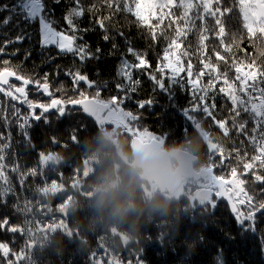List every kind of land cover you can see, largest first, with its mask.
Masks as SVG:
<instances>
[{
  "label": "trees",
  "instance_id": "obj_1",
  "mask_svg": "<svg viewBox=\"0 0 264 264\" xmlns=\"http://www.w3.org/2000/svg\"><path fill=\"white\" fill-rule=\"evenodd\" d=\"M2 3L10 4L12 0H2ZM82 3L85 8L95 4L98 10L86 11L83 17L76 19L81 30L78 35L83 36V40L77 43H87L92 52L100 48L98 59L81 64L72 54H58L54 46L41 48L35 26L26 29L28 38L8 45L5 54L0 55V70L9 66L19 75L39 80L41 84L47 76L51 95L41 93L36 85L29 84L25 88L27 100L50 104L52 99L79 98V92L93 97L97 87L100 89V100L123 97L125 93L119 91L116 85L126 82L117 75V71L122 56L135 62V58L127 53L131 44L146 56L151 65L133 72V79L139 80V84L135 86V92H127V98L122 103L125 110L141 116L139 123L132 122L134 129L160 136L167 150L183 149L195 154L199 158L198 169L211 170L213 166V174L224 175L226 181L236 183L230 176V169L237 167L238 178L248 181L240 185L241 188L256 200L264 199V184H253L251 172L241 175L243 164L251 162V155L255 153L245 136L231 128V121L229 134L224 136L211 117L199 111L193 113L202 122L193 128L179 111L190 107L195 97L189 91L185 73L178 77V84H173L167 75L158 70V64L166 63L161 58L166 38L172 35V30L166 27L169 19L166 18L161 26L165 35L154 43L147 26L129 13L118 12L111 20L105 21L109 40L104 41L105 32L95 19L109 16V10L101 5L100 0H82ZM47 4L55 9L52 17L54 26L58 30H67L63 17L72 6V0H61L59 4L47 0ZM228 6L233 10L222 19L225 25L224 44L230 46L229 51L220 46L219 38L214 35V19L206 16L204 21H195L197 28L206 23L210 29L205 41L206 53L196 51L198 33L193 29L186 39L181 38L183 47L179 49V54L187 49L189 55H182L181 59L184 64L191 60L195 69L202 67V59L210 58V62L218 64L222 72L227 71L231 79L235 76L234 62L244 68L255 60L256 66L264 67V39L261 38L264 34L257 31L256 36L250 37L243 27L238 0H222V8ZM172 11L180 14L176 8ZM157 12L159 14V10ZM150 19L152 24L157 23L154 17ZM23 28L24 25H21ZM160 30L157 29L158 34ZM118 32H123L127 39L121 38ZM19 34L20 30L14 25L7 28L0 25V45ZM233 34L240 37L236 43H233ZM113 43L117 45L115 49L112 48ZM214 49L226 57L227 65L217 61ZM4 60H8L9 64L4 65ZM76 69L86 73L96 86L89 88L81 82L78 89L74 88L66 72ZM151 75L163 78L175 96L174 102H170L168 96L158 89L150 79ZM206 78L210 79L207 74ZM209 79L202 82L201 78V86L206 85ZM221 86L222 83H217L215 90L209 89L206 97L209 104L214 100L215 108L210 110L217 120L228 118L231 109L228 98L218 91ZM149 99L154 102L153 108L141 110L137 107L138 103ZM22 101L23 97L13 100L0 93V148L4 149L2 163L9 180L8 185L0 181V190L5 187L11 189L5 198L6 203L0 204V218L10 217L12 223L24 229V235L0 231V242H8L16 252L25 249L30 264H94L93 253L96 254L95 264L103 257L122 264H137V261L140 264H218L220 260L223 264H264V247L259 239L264 237V216L257 214L256 233L241 234L232 207L226 200L215 199L216 208L207 216L206 205L195 199L193 189H187V185L178 190L180 196L176 199H168V195L161 193L151 198L148 195L151 185L143 182L141 172L131 167L132 150L128 135L113 134L112 128L94 122L79 108L70 109V115L60 120L53 112L47 113L50 118L47 124L43 119L36 121L31 119L27 102ZM39 112L36 109V113ZM24 118H29L30 126L22 128L20 124ZM242 118L248 119L247 114H243ZM251 127L249 121L248 128ZM209 136L225 149L226 154L232 153L225 160L224 167L219 166L218 154L209 159ZM52 137L57 138L59 146L52 142ZM234 148H240L241 157L247 152L248 158L236 159ZM40 152L44 153L43 157H39ZM50 155L56 162L43 164V159ZM13 167L17 170L12 171ZM33 169L37 171L36 176L29 174ZM256 171L264 175V169L259 167L258 162ZM109 185L111 190L105 194L104 189ZM241 200L246 201L245 192L236 200V209L246 213V203L241 204ZM16 204L21 206L18 212L14 211ZM57 206L63 207L59 216L54 211ZM46 209L48 216L45 217L43 213ZM60 218L66 219L71 236L53 228ZM0 264H4L2 259ZM19 264H27V261L22 257Z\"/></svg>",
  "mask_w": 264,
  "mask_h": 264
},
{
  "label": "snow or ice",
  "instance_id": "obj_2",
  "mask_svg": "<svg viewBox=\"0 0 264 264\" xmlns=\"http://www.w3.org/2000/svg\"><path fill=\"white\" fill-rule=\"evenodd\" d=\"M61 0H52L53 4H59ZM215 8H213V0H100L102 6H106L110 15L102 18L95 19V23L104 30L103 40L108 41L109 36L107 34L108 27L105 21L111 20V17L118 12H125L133 15L138 22L147 26L149 34L154 43L158 42L160 37L165 35V29L161 26L164 25V20L169 19L167 29L172 30V35L167 37V44L163 50L161 66L158 64V70L163 74L165 69L171 70V82L178 84V77L181 73H185L188 78L189 91L195 101L192 102L190 107L179 109L182 116L185 118L191 127H196L202 124L201 120L197 119L193 113L202 112L204 115L211 117L213 123L218 126L224 136L229 134V122L231 121V128L237 132L243 134L248 142L253 146L254 153L251 155V162L243 164V172L241 175L246 176L249 172L252 173V183L264 184V175L259 174L256 171L257 162L259 167L264 169V67L256 66L255 60L247 64L246 67L236 66L234 62V78H229L227 71H221L218 64L210 62V58L202 59L200 64L202 67L195 74L193 73V64L191 60L187 63V68L183 67L182 55H189L188 50L185 49L182 53L176 54L177 50L183 47V40L186 39L189 32L195 29L198 33L197 52H205L207 45L205 41L208 40L207 33L210 31L206 23L197 28L195 21H204L206 16H210L214 19V35L219 38V43L225 51L230 50L229 45L224 44L223 37L225 36V25L222 19L226 14L232 12V7H223L222 0H214ZM239 12L242 15L244 21L243 27L247 30L250 37H254L259 31L264 34V0H238ZM0 8L3 12L0 13V25L7 28L10 25H14L20 30V34L14 39H7L2 45H0V55L5 54V49L12 43L22 42L28 38L25 34L26 29L31 26H35L37 35L39 37L38 44L41 48L47 49L55 47L58 54H72L83 64L87 60L93 58L98 59L100 48H96L95 52L90 51L87 43H77V41L83 40L82 35H78L81 31L77 23V18H81L85 15V12H93L97 9V5L93 4L88 8H85L82 0H72V6L67 10L63 19L68 26L67 30H58L54 26L53 15L54 8L49 7L47 0H12V3H2L0 0ZM173 8L180 10V14L176 15L172 11ZM167 9V12L164 10ZM159 10V14L157 12ZM195 10V11H194ZM202 10V11H201ZM147 13V15H146ZM150 17H154L157 21L156 24H152ZM21 25L24 28L21 29ZM157 29H161L159 34ZM87 32V29H83ZM121 38L127 39L123 32H118ZM240 37L233 34V43H236ZM264 39V35L261 37ZM117 45L112 44V48L115 49ZM217 61H222L225 65L228 64V60L225 56L221 55L219 51L213 50ZM127 53L135 58V62H130L124 56L121 57V62L118 67L117 75L122 77L126 83L117 84L116 87L119 91L124 92L123 97L113 96L108 101L100 100V89L97 87L96 95L88 97L85 93L79 92V98L52 99L50 104L38 103L27 100L26 86L29 84L36 85L39 89H42L44 93L51 95L49 91V84L47 83V76L44 77V83H40L39 80H33L30 77L19 75L17 71L13 70L9 66H5L0 70V93H4L6 96L11 97L13 100H20L23 97L22 102H27L30 111L31 119L40 121L41 119L47 124L50 122V118L46 115L49 112H53L56 119L60 120L70 115V109L79 107L84 114L94 119V122L103 121L104 119L110 120H129L135 123H139L141 116L134 114L130 110H125L122 107L124 99L127 98V92H135V86L139 84V80L133 79V72L139 69L150 68L151 65L146 56L137 51L131 46L127 47ZM54 59V57H49ZM4 65H8V60L3 61ZM208 75L210 77L206 85L201 86V77ZM66 75L72 79L73 87H79L81 82L85 83L89 88L96 86V82L89 79L86 73H81L79 69L75 71L68 70ZM9 77H14L18 81H22V87H17L15 84L9 82ZM150 79L154 81L158 89L166 94L170 102L175 101V96L170 88H168L163 78L157 79L156 76L151 75ZM222 83L218 91L225 95L231 104L228 118L217 120L212 115L210 109L215 108L214 100L209 104L206 97L208 90H215V85ZM7 86V90L5 87ZM14 90V91H13ZM127 90V91H126ZM197 93H200L197 95ZM19 94V95H16ZM154 102L152 99L143 101L137 104L139 109L145 107L153 108ZM36 109H39V114L36 113ZM243 114H247L248 119H243ZM249 121L252 123L251 129L248 128ZM29 125V118H24L20 127ZM30 126V125H29ZM251 133V134H250ZM27 136V133H25ZM75 140L74 136H71ZM52 142L59 146V142L56 137H52ZM243 143V142H241ZM207 148L209 150V159H212L213 154H218L220 157L219 166H225V160L232 156V153H225V149L218 143L213 142V138L209 136ZM3 148H0V181H3L5 185L9 184V180L5 175V165L2 163L4 160ZM236 153V159L242 160L248 158V153L245 152L244 156H240V148H234ZM44 153L40 152L39 157H43ZM17 169L13 167L12 171ZM211 175L209 177L211 181L212 191L211 193L205 192L200 199L201 205H206L208 209V215H211L216 208V200L213 197H219L222 195V186L225 183L231 184L232 181H226L224 175H214L213 166L211 168ZM32 176H36L37 171L31 170L29 173ZM230 176L236 180L239 185H244L248 181L238 178L237 167H231ZM23 183V179L21 180ZM241 192H245V200H241V204L246 203V213L238 211L235 206L232 207V212L235 214L234 219L239 226L241 234L245 232L256 233V221L257 214L264 216V199L256 200L253 195H248L244 188L239 189ZM11 192L10 187H5L0 190V204L6 203V196ZM255 200V203L253 201ZM20 205H14V211L18 212ZM7 230L11 233H19L24 235V229L18 227L17 224L11 222L10 217L0 218V231ZM203 239V237H200ZM262 247H264V237H259ZM95 264L96 254H92ZM11 257V258H10ZM30 264L26 255L25 249H20L18 252L13 251L8 242H0V259L4 261V264H19L21 258ZM140 264V261H137ZM218 264H223L220 260Z\"/></svg>",
  "mask_w": 264,
  "mask_h": 264
},
{
  "label": "water",
  "instance_id": "obj_3",
  "mask_svg": "<svg viewBox=\"0 0 264 264\" xmlns=\"http://www.w3.org/2000/svg\"><path fill=\"white\" fill-rule=\"evenodd\" d=\"M13 80L14 77H9L10 83ZM40 92H43L42 89H40ZM131 149L132 169L139 170L142 180L145 183L157 186L161 194H174L180 189L183 181H199L211 175L210 170H197L199 158L195 154L183 149L169 151L163 147L161 140L157 138L143 141L141 138L133 136ZM154 159L159 161L158 167L154 170H141L137 167L139 161H151ZM211 191V188L201 189L197 195V200L200 201L201 196L205 192L211 193Z\"/></svg>",
  "mask_w": 264,
  "mask_h": 264
},
{
  "label": "rangeland",
  "instance_id": "obj_4",
  "mask_svg": "<svg viewBox=\"0 0 264 264\" xmlns=\"http://www.w3.org/2000/svg\"><path fill=\"white\" fill-rule=\"evenodd\" d=\"M161 2H162V0H161ZM146 15H147V13H146ZM176 54H179V50H177ZM191 63L193 64L192 61H191ZM193 66H194V64H193ZM183 67H185V69H186L187 68V64H184ZM198 70H200V68L199 69H195L193 67V73L194 74ZM164 74L167 75L168 78H170L171 75H172L170 69H165ZM181 74H184V73H181ZM201 78L203 80L202 82H204L205 79H207V80L209 79V78H206V75L201 77ZM15 81L18 82L14 78V80L11 83H14ZM17 84H19V85H17ZM17 84H15L17 87H22L23 86L22 82H18ZM17 95H19V94H17ZM98 122L103 124V125H105V126L108 125V127L112 128L113 134L116 133V135L119 136L121 133H125L126 135H128L130 137V142H131V139H132L133 136H137V137L141 138L143 141H150V140H152L154 138H157V139L161 140V142H163V138H161L160 136H156V135L151 134V133H143V132L135 130L134 126L132 125V121H129V120H125V119H121V120L104 119L103 121H98ZM120 154H121V156L123 155L122 152H120ZM50 162H56L54 156H52V155H50L48 157H45L43 159V164H49ZM131 164H132V162H131ZM201 169H203V168H201ZM198 170H200V169H198ZM209 177L210 176L202 178L199 181L191 180V181H189L188 184H187V181H184L182 183V186L180 187L179 191L184 189V186L187 185V189L188 188L193 189L194 197L197 200V195H198V193L200 192L201 189H203V188H211L212 189L211 181H210ZM240 188H241V186L239 184L235 183L234 181H232L231 184L225 183L222 186V195L219 196V197H215V195L213 193V197H214V199H217V200H226V201H228L230 203L231 207L235 206V208H236V200L239 199L241 197V195H242V192L239 190ZM178 192H176L174 194H166V195H168L167 198L168 199H174V198L176 199V198H178L180 196V194ZM60 193H61V191H60ZM60 193H58V194H60ZM157 193H160L159 190H158V187L153 185V184H151V188L148 191V195L152 198ZM63 196H64V194L62 196H60V198H63ZM198 202L200 203V201H198ZM61 208L63 209V207H60V206L58 207L57 206L56 209L54 210L57 216H59L60 212H63V210ZM43 215L45 217L48 216L47 209H46V211H44ZM44 216H42V217H44ZM52 219H55V217H53ZM50 224H51V221H50ZM40 225H43V224H40ZM53 226H54L53 227L54 229H58V230L62 231L63 233H65L68 236L72 235L71 232L68 231V224H67L66 219L60 218L58 221L55 222V224H53ZM64 230H66V231H64ZM43 231L46 233L45 226H44ZM97 264H122V263L117 262V261L112 260V259H104V257H103V258H100L97 261Z\"/></svg>",
  "mask_w": 264,
  "mask_h": 264
},
{
  "label": "clouds",
  "instance_id": "obj_5",
  "mask_svg": "<svg viewBox=\"0 0 264 264\" xmlns=\"http://www.w3.org/2000/svg\"><path fill=\"white\" fill-rule=\"evenodd\" d=\"M164 147V146H163ZM170 151V150H169ZM158 164H159V161L158 160H151V161H139L138 164H137V167L141 170H148V171H151V170H154L155 168L158 167ZM198 170V169H197ZM142 179V177H141ZM143 181V180H142ZM144 182V181H143ZM111 185H109L108 187H106L104 189V192L105 194L109 193L110 190H111Z\"/></svg>",
  "mask_w": 264,
  "mask_h": 264
}]
</instances>
